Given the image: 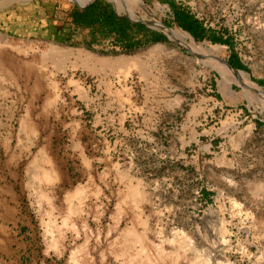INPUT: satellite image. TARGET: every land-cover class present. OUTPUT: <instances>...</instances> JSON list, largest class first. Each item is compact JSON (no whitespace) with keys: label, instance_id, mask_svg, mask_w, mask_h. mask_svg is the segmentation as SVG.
Returning <instances> with one entry per match:
<instances>
[{"label":"rangeland","instance_id":"1","mask_svg":"<svg viewBox=\"0 0 264 264\" xmlns=\"http://www.w3.org/2000/svg\"><path fill=\"white\" fill-rule=\"evenodd\" d=\"M75 6L0 0V264H264V111L160 30L120 36L131 50L70 30ZM125 7L183 31L190 14L264 87V0ZM51 44L74 51L63 71L33 61Z\"/></svg>","mask_w":264,"mask_h":264},{"label":"bare ground","instance_id":"2","mask_svg":"<svg viewBox=\"0 0 264 264\" xmlns=\"http://www.w3.org/2000/svg\"><path fill=\"white\" fill-rule=\"evenodd\" d=\"M117 1V2H116ZM116 5L119 7L120 0H114ZM169 40L171 42L177 43L181 47H186L191 51L196 53V57L201 65L209 66L215 69L221 75L220 85L224 88L226 96H233L235 94L233 90L234 85H238L242 88V92L239 95L242 99L247 101L252 107H259L262 111H264V90L251 81L250 76L244 72L237 71L234 72L227 64L221 62L223 60V53H225V48L220 45H212L211 43H198L196 42L192 36L180 28L177 29H169L168 31L163 30ZM7 46V44H5ZM2 45L0 44V47ZM21 53L23 52L25 55L29 53V49L27 50H19ZM73 50L67 47L57 46L55 44H51L50 49L47 53H44L42 59L34 58L33 61L37 64H41L42 62H48L49 60H53L55 66L58 71H63L66 69V64L70 57L73 55ZM79 53V51H78ZM81 57V53L78 54ZM79 57V58H80ZM89 64L92 63L93 66H108L113 62L109 59L95 60L94 55L88 53V58L85 59ZM116 61H121L129 64L130 67H133V60L129 59H118ZM4 60H0V65L2 68H5L3 63ZM95 62H98L96 64ZM129 74V71L124 72ZM241 135L251 134L252 128H248L245 131L239 132ZM45 160H47L45 158ZM235 205L237 203H234Z\"/></svg>","mask_w":264,"mask_h":264},{"label":"trees","instance_id":"3","mask_svg":"<svg viewBox=\"0 0 264 264\" xmlns=\"http://www.w3.org/2000/svg\"><path fill=\"white\" fill-rule=\"evenodd\" d=\"M71 23L79 29H101L104 37H115L117 45L124 49L136 48L139 43L125 42L120 36L134 29L145 28L144 25L134 23L126 18L118 17L112 6L104 0H97L92 5L80 8L75 6L70 15ZM176 22L195 39L203 38L204 29L201 23L188 13L176 14ZM162 35H156L155 41H162ZM215 43H223L220 39L211 38ZM235 68L246 70L242 64L231 63ZM262 84V83H261ZM264 86V83L262 84Z\"/></svg>","mask_w":264,"mask_h":264},{"label":"water","instance_id":"4","mask_svg":"<svg viewBox=\"0 0 264 264\" xmlns=\"http://www.w3.org/2000/svg\"><path fill=\"white\" fill-rule=\"evenodd\" d=\"M68 1H70L71 3L77 5L80 8H85V7H88V6L92 5L97 0H68ZM107 1H111L112 3H114L115 13H116V15L118 17L126 18V19H128V20H130V21H132L134 23L145 25V26H147V27H149L151 29H154V30H160V31L163 32L164 36L167 37L166 33L163 30L168 31L170 28H168L163 23H156V22L147 21V20H144V19H141V20L136 19L133 16V14H131L128 11V9L125 7V1H127V0H120L123 3V5H124L125 14H122L123 10L121 9V6L119 5V7H118L116 5V3L114 2V0H107ZM128 1H130V0H128ZM187 51H189V50H187ZM221 62L227 64L234 72L241 71V72L246 73L243 70H239V69L235 68L233 65H231L229 62H227L225 60H221ZM246 74L249 75L248 73H246ZM259 87L264 90V87H261V86H259Z\"/></svg>","mask_w":264,"mask_h":264},{"label":"crops","instance_id":"5","mask_svg":"<svg viewBox=\"0 0 264 264\" xmlns=\"http://www.w3.org/2000/svg\"><path fill=\"white\" fill-rule=\"evenodd\" d=\"M71 13H72V12H71ZM68 15H69V16H68V20H67L66 27H67V28L69 27L70 30H71V29H74V30H75L77 27H75V26L71 23V21H70V19H71V18H70V17H71L70 15H71V14H68ZM49 23H50V24H53V19H51V20L49 21ZM78 29H79V28H78Z\"/></svg>","mask_w":264,"mask_h":264}]
</instances>
